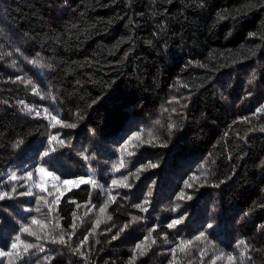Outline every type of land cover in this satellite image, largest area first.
Here are the masks:
<instances>
[{"label":"trees","instance_id":"1","mask_svg":"<svg viewBox=\"0 0 264 264\" xmlns=\"http://www.w3.org/2000/svg\"><path fill=\"white\" fill-rule=\"evenodd\" d=\"M0 30V177L16 171L32 187L23 170L39 183L35 167L55 148L50 155L59 158L61 179L91 172L103 185L61 186L51 213L41 201L39 213L15 215L35 207L25 204L34 197L0 202V224L23 226L35 216L41 223L31 230L38 235L42 229L57 240L64 234L60 244L12 232L14 241L18 234L43 245L32 264H213L221 252L215 264H232L229 254L235 264H264V111L257 112L264 106V0H0ZM39 65L47 74L37 72ZM44 108L76 128H53ZM138 131L140 139L121 152ZM57 134L64 146L48 143ZM121 159L125 166L116 172ZM124 175L131 189L111 185ZM43 179L46 191H34L52 201L55 182L47 174ZM2 191L10 192L7 182ZM144 198L147 212L133 206ZM185 212L180 225L166 226ZM206 223L214 228L205 230ZM201 231L205 237L197 241ZM8 235L0 232V242ZM240 240L250 246L243 261Z\"/></svg>","mask_w":264,"mask_h":264},{"label":"snow or ice","instance_id":"2","mask_svg":"<svg viewBox=\"0 0 264 264\" xmlns=\"http://www.w3.org/2000/svg\"><path fill=\"white\" fill-rule=\"evenodd\" d=\"M2 31V30H0ZM17 52H19V49H16ZM9 55H11V53H9ZM29 63H39V60H32L29 61ZM12 67H16V62L13 61L12 62ZM256 79L255 74L252 75L251 79L248 81L249 84H251L254 80ZM15 80L20 81L21 83H24V78L23 77H16ZM26 83L28 85H32L33 88L32 90L35 92V94L37 96H40L41 99H43L44 97L40 94V92L38 91V86L33 84V81L31 79H28L26 81ZM49 98L52 100H55V97L51 96V94L49 93ZM21 104H24L23 101H20ZM22 111L27 112L29 115L33 114V109L28 108L27 106L23 107L21 109ZM165 111H167V109H165ZM172 111H176L175 109H172ZM260 111H264V106H262L261 108L257 109V112ZM43 113L46 115V117H48L51 121H54V123H52V127L55 128L57 124H62L63 127L65 128H71L74 129L76 128V124L75 123H62L58 118L57 115H53L52 113L49 112V110L47 108L43 109ZM34 115L36 117H40L41 116V111L37 110L35 111ZM247 117L244 118V121L247 122ZM160 121L157 120L156 124H159ZM174 126V125H172ZM261 131H264V128L261 129ZM140 135L141 133L138 131L135 134H133L120 148V151L123 152L127 149V147L132 144L133 141H138L140 139ZM58 142V144L60 146H64L65 145V140L59 139V134L57 135H53L50 137L48 143L52 144V142ZM18 143H22V141L18 142ZM68 145H71V139L69 138L67 141ZM55 148H51L49 151H44L42 154V158H41V162L35 167V172L40 174V181L39 183H37L35 180L32 179L33 177V171L29 170V169H24V173H26V176L28 178V180L31 182L32 187L30 188H25L24 184L21 183V179L23 177H18L17 176V172L16 171H11L10 174L5 178V177H0V187H3L5 185V183L7 182V184L10 187V192L9 191H2L0 192V202L4 201L5 199H19L21 197H34L33 200L31 201H26L25 204L26 205H34L35 207H31V206H25L22 209H20L19 211H17L15 213V215H20L21 212L23 213H39L41 211V208L39 207L40 202L43 201L44 204L49 208V212H54L55 211V206L59 204L60 202V198L61 195H63V192L61 191V186H63V190L64 191H68L70 190L69 186H74V187H79L82 184H89L92 185L93 187H100L103 188V185H98L97 181L94 180L92 178L93 173H89L87 175V177L85 176H79L75 179H61L60 176L56 175V172L59 171L58 168H56V161L59 159L58 157L54 156V155H50V152H55ZM129 155H132V153H129ZM85 159H87V157H85ZM46 165H52V167L55 169V171H49V168L46 167ZM124 161L121 159L119 166H115L113 165V167L115 168L116 172H119L121 168H124ZM146 167H151V168H155L157 167V164H153V163H149ZM141 169H137V172H139ZM44 174H47L49 176L52 177L53 181L55 182L53 184V188L56 189L55 194L53 193H49V195H54V199L52 201H48L45 199V197L43 195H37V193L34 191V189H39L40 193H44L46 191V189L44 188ZM128 175H136V173H129ZM128 175H124L122 177V179H111V185L112 186H117L120 188H124V189H131L132 185L125 183V181H127L128 179ZM139 177L137 176V179ZM184 183L187 185L188 182L187 180L184 181ZM223 183V181L221 182ZM190 186V185H189ZM216 187H218L219 185H215ZM17 187L20 188H25L24 191H17ZM111 188H106L104 189L105 195L107 196V199L114 202L116 199V196L111 195ZM152 195L151 191H148L147 196L150 197ZM184 196L183 193H181L180 198L182 199ZM126 198V197H125ZM189 200L192 199L191 196L187 197ZM72 203H76L75 201H71ZM89 204L91 203V201L88 202ZM150 203V201L147 198H144L142 203L139 204H135L133 205L136 208H139L141 211L143 212H147L148 208L145 205H148ZM87 206V205H85ZM9 208H15V205H9ZM76 207L79 208L81 207V205L76 204ZM92 207H96L95 205H92ZM108 207V203L107 201L100 207L99 211L101 213L105 212L106 208ZM12 214L9 213V216H11ZM187 213L185 212V214L178 219H173L171 220L166 226L169 229H173L175 227H177L178 225H180L183 222V219L186 218ZM73 217H76V213L73 212ZM22 219H28V217H21ZM108 219H111V217L109 216ZM133 219H137L136 217H133ZM41 223L40 221H38L35 216H31L30 218V222L24 224L23 226H19L17 225L16 227H10L7 225H3L0 224V232L4 231L5 229L8 231L9 235L7 239H4L2 242H0V258H4V257H8L9 258V264H15V262L11 259V257L15 256L18 260L23 261V264H32V260L31 257L36 256L38 253L40 252H44L45 249L43 247L42 244H36V243H25L24 241L20 240V236L17 234L15 236V241H20L21 244H23V254H21L19 251H17L18 249V244L12 239L11 233L12 232H17V231H23L26 232L29 236H35L36 239L39 241L41 239H49V236L47 234H45L43 237H41L40 235L37 234V232L32 231L31 230V225L33 224H38ZM101 223L100 219H96L95 221V225L98 227L99 224ZM13 224H16L15 221H13ZM159 225H154L153 228L149 231L148 236H146L144 239H148V237L151 236V232L154 231ZM59 225L58 223L54 226V228H58ZM73 229L76 228V224L75 221L72 225ZM127 227V226H125ZM205 230L208 229H213L214 225L212 223H206L204 225ZM110 230V229H109ZM92 231H95V227L92 229ZM121 231H123V229H121ZM91 234V233H89ZM201 237H205V231H201L196 237L195 239L197 241H199L201 239ZM52 242L53 243H60V244H64L65 240H64V234L61 232L59 239L57 240L55 237H51ZM87 237H85V241H82L81 243H85L86 242ZM113 239H116L115 236H113ZM155 241H153L154 243ZM181 244L184 243L183 240L180 241ZM189 243H191V241H189ZM241 245H243L244 247L240 250L239 252V256H240V260L243 261L245 258V251L248 250V248L250 247L249 245L246 244V242L244 240H240L237 244V248H239ZM6 248L8 250H6ZM136 248H140V244L136 245ZM30 249H35V251L30 252ZM73 251L78 252V249H74ZM175 251V249H173V252ZM80 255H83V253H78ZM143 254V253H141ZM201 255H203V253H201ZM223 253L221 252L220 255L216 256L215 260H220L223 257ZM44 260L49 259L48 256H45L43 258ZM250 259V257H249ZM215 260L213 261V264H215ZM228 260L230 262H232V264H235L236 261V256L229 254L228 255Z\"/></svg>","mask_w":264,"mask_h":264},{"label":"rangeland","instance_id":"3","mask_svg":"<svg viewBox=\"0 0 264 264\" xmlns=\"http://www.w3.org/2000/svg\"><path fill=\"white\" fill-rule=\"evenodd\" d=\"M36 70H37L38 73L47 74L49 69L47 67H45V66L39 65V66H36ZM101 166L106 167L104 162H103V165H101ZM40 234H41V237H43L45 234H47L49 236V239H43V240L47 241V242H52L51 237H53V236L51 234H49L48 232H46L45 229H42Z\"/></svg>","mask_w":264,"mask_h":264},{"label":"bare ground","instance_id":"4","mask_svg":"<svg viewBox=\"0 0 264 264\" xmlns=\"http://www.w3.org/2000/svg\"><path fill=\"white\" fill-rule=\"evenodd\" d=\"M23 114V113H22ZM25 116V115H24ZM147 116V115H146ZM25 138V137H24ZM77 150V149H76ZM68 159H70V157L68 158ZM63 162V161H62ZM69 163H70V161H69ZM72 164H74L73 162H71ZM75 165V164H74ZM72 167H73V165H72ZM154 233V232H153Z\"/></svg>","mask_w":264,"mask_h":264}]
</instances>
